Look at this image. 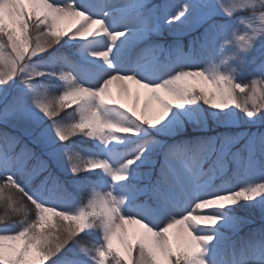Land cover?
Here are the masks:
<instances>
[{
	"label": "snow or ice",
	"instance_id": "snow-or-ice-1",
	"mask_svg": "<svg viewBox=\"0 0 264 264\" xmlns=\"http://www.w3.org/2000/svg\"><path fill=\"white\" fill-rule=\"evenodd\" d=\"M0 126V264H264V0H0Z\"/></svg>",
	"mask_w": 264,
	"mask_h": 264
},
{
	"label": "rangeland",
	"instance_id": "rangeland-1",
	"mask_svg": "<svg viewBox=\"0 0 264 264\" xmlns=\"http://www.w3.org/2000/svg\"><path fill=\"white\" fill-rule=\"evenodd\" d=\"M183 2V0H151L152 4H164V3H169V4H175V5H179ZM176 9L173 8L172 11L174 12ZM160 15H162V13H160ZM165 19H167V17H165ZM174 27H177V25H174ZM179 40L181 43H183L184 45H187L188 40L190 39V35H185L182 34V31L179 33H170L169 30L165 27V29L163 30V37L161 39V42L163 43H172L175 40ZM250 79L249 77H245L244 78V82H247V80ZM130 87L135 90L137 86L135 85H130ZM144 91L143 89H140L141 92V100H143L144 97ZM118 93V89L116 88L115 85H113V94H117ZM127 104L130 106L131 105V99L127 100ZM242 115V113L240 114ZM247 127V126H244ZM0 130H4L2 128V126H0ZM10 130V129H9ZM237 130H243V127L241 129H237ZM251 131H256L257 129L255 127L250 129ZM83 175V174H82ZM71 178V177H69ZM70 191L74 192L76 195H79L78 191L76 189H70ZM85 195H87L88 191H90L89 189H85ZM2 209H0V213H2ZM238 215H242L245 216L247 218H250L252 220H254L253 224H244L242 225L241 229H240V234L243 235L245 233L248 232L249 228L251 227H260L261 226V216H260V211L256 208H247V207H243L238 209L237 211Z\"/></svg>",
	"mask_w": 264,
	"mask_h": 264
}]
</instances>
